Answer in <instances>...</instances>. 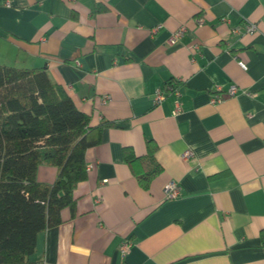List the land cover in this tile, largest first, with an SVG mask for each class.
<instances>
[{
  "label": "crops",
  "instance_id": "0c3cea01",
  "mask_svg": "<svg viewBox=\"0 0 264 264\" xmlns=\"http://www.w3.org/2000/svg\"><path fill=\"white\" fill-rule=\"evenodd\" d=\"M0 64L45 67L103 124L74 210L37 234L26 264H264V0H0ZM168 82L176 115L173 95L152 102ZM147 140L161 171L144 188L122 153L146 155ZM55 176L38 166L39 182Z\"/></svg>",
  "mask_w": 264,
  "mask_h": 264
},
{
  "label": "trees",
  "instance_id": "16d2710c",
  "mask_svg": "<svg viewBox=\"0 0 264 264\" xmlns=\"http://www.w3.org/2000/svg\"><path fill=\"white\" fill-rule=\"evenodd\" d=\"M102 127L91 125L45 67L0 64V264L28 263L37 234L58 225L62 209L74 210V189L86 178L85 151L99 143ZM146 144L144 156L122 153L128 165H139L144 188L161 171L156 144ZM40 165L56 169L52 183L36 179ZM261 237L264 243V230Z\"/></svg>",
  "mask_w": 264,
  "mask_h": 264
},
{
  "label": "built area",
  "instance_id": "2783aa9c",
  "mask_svg": "<svg viewBox=\"0 0 264 264\" xmlns=\"http://www.w3.org/2000/svg\"><path fill=\"white\" fill-rule=\"evenodd\" d=\"M200 23L202 20H198ZM158 29V27H155L153 29V32H155ZM184 27L181 26L180 28H178L175 32L172 33L171 37H170V43L175 42L184 32ZM257 31V26L254 23H248L245 28H244V32L248 33V34H253L254 32ZM231 33L232 34H238L240 33V28L238 27H233L231 29ZM196 47V46H195ZM75 65L78 66L79 63L75 62ZM238 65L241 68H245V65L243 62L238 61ZM167 90H163V88H157L153 94H152V102L154 105H160L166 97V94H171L173 95V108L171 110V114L172 115H176L179 112H181L182 107H181V102H180V92L177 86L174 87H166ZM236 91V87L235 86H230L228 88V94L229 95H233ZM107 97H105L104 99H106ZM221 101V96L219 94H214L210 97L209 102L210 104H216L218 102ZM193 154L190 150H186L183 153V157L184 158H192ZM89 167H86V170H88ZM164 195L167 199H175L177 197H179L181 195V186L179 185V183L175 182V181H170L166 184L165 188H164ZM130 247V243L129 242H124L121 247H120V251L122 252V254H124Z\"/></svg>",
  "mask_w": 264,
  "mask_h": 264
}]
</instances>
